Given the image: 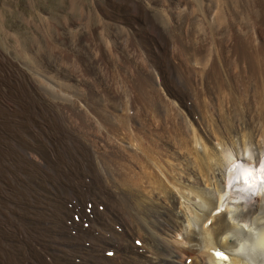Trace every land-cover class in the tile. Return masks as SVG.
Here are the masks:
<instances>
[{
    "label": "bare ground",
    "instance_id": "1",
    "mask_svg": "<svg viewBox=\"0 0 264 264\" xmlns=\"http://www.w3.org/2000/svg\"><path fill=\"white\" fill-rule=\"evenodd\" d=\"M96 7L5 60L0 264H264V0Z\"/></svg>",
    "mask_w": 264,
    "mask_h": 264
},
{
    "label": "rangeland",
    "instance_id": "2",
    "mask_svg": "<svg viewBox=\"0 0 264 264\" xmlns=\"http://www.w3.org/2000/svg\"><path fill=\"white\" fill-rule=\"evenodd\" d=\"M107 1L109 0H0V76L3 78L1 79L0 77V83L3 84L2 86L5 90L1 91V94H5L8 91V87L4 84L5 78L8 77H6L8 70L5 69V60L8 57L13 62H18L19 69L26 71L33 78H39L37 72L40 70H42L43 73L45 72L46 75H56L54 74L56 73L55 71L50 70L43 63L40 53L44 52V55H48V49L51 45L50 39L56 36L57 33H61L68 39H72L73 37L74 39L70 41L73 43L76 42L77 39L75 38H77L76 35L79 30L80 33L86 29L88 30L87 25L90 19L94 21V24L98 22V18L95 16L99 13V9L96 7L97 4L99 5ZM165 1L138 0V2L144 3L152 14H167L169 11L175 16L192 15V13L199 10L214 14L217 12L215 9H217V6L223 0H214V2L213 0H210V2L209 0ZM164 5L167 6L165 7L167 11H165ZM92 6L94 8H92ZM151 7L152 9H150ZM191 9L193 10L192 13ZM123 28L125 31L128 30L125 27ZM89 30V34H92L93 30L91 28H89ZM73 34H75V36ZM56 45L59 44L56 43ZM57 78L59 80L62 79L61 81H63V79L66 81L65 77L58 73ZM11 81L12 82L8 81L9 84L13 86L17 84L15 88L19 90V76ZM64 81L62 83L65 84ZM67 84L68 83H66V85Z\"/></svg>",
    "mask_w": 264,
    "mask_h": 264
},
{
    "label": "snow or ice",
    "instance_id": "3",
    "mask_svg": "<svg viewBox=\"0 0 264 264\" xmlns=\"http://www.w3.org/2000/svg\"><path fill=\"white\" fill-rule=\"evenodd\" d=\"M216 255H217L218 257H220V258L227 259V257H226V256H223L222 253L217 252Z\"/></svg>",
    "mask_w": 264,
    "mask_h": 264
}]
</instances>
